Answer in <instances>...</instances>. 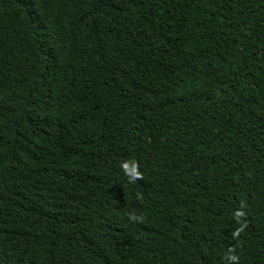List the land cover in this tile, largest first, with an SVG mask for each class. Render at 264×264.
Returning a JSON list of instances; mask_svg holds the SVG:
<instances>
[{
	"label": "trees",
	"instance_id": "trees-1",
	"mask_svg": "<svg viewBox=\"0 0 264 264\" xmlns=\"http://www.w3.org/2000/svg\"><path fill=\"white\" fill-rule=\"evenodd\" d=\"M0 264H264V0H0Z\"/></svg>",
	"mask_w": 264,
	"mask_h": 264
}]
</instances>
